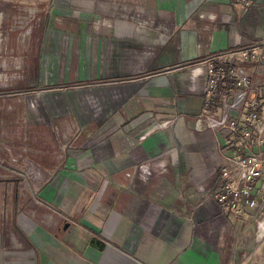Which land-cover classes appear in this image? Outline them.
<instances>
[{
	"label": "crops",
	"instance_id": "obj_1",
	"mask_svg": "<svg viewBox=\"0 0 264 264\" xmlns=\"http://www.w3.org/2000/svg\"><path fill=\"white\" fill-rule=\"evenodd\" d=\"M151 2L159 25L147 22L154 36L139 44L150 42L153 58H145L146 73L116 85L124 91L111 103L120 111L116 138L132 135L133 145H122V161L85 184L77 199L69 191V211L46 188L56 215L50 225L39 223L46 224L43 207L39 222L30 219L16 193L7 203L2 197L11 192L0 188V264H264L255 220L222 210L209 196L219 167L236 165L233 135L202 119L193 126L204 60L264 45V0H249L245 11L235 0ZM262 63L254 56L244 61L264 78ZM40 202L26 203V210L34 214Z\"/></svg>",
	"mask_w": 264,
	"mask_h": 264
},
{
	"label": "rangeland",
	"instance_id": "obj_2",
	"mask_svg": "<svg viewBox=\"0 0 264 264\" xmlns=\"http://www.w3.org/2000/svg\"><path fill=\"white\" fill-rule=\"evenodd\" d=\"M151 1L0 0V188L11 192L7 203L16 193L30 219L43 207L46 224L38 222L50 225L46 188L69 211V191L77 199L133 145L132 135L116 138L120 111L111 103L124 91L116 85L146 73L153 58L152 44H139L154 36L147 22L159 25ZM40 199L39 211L26 210Z\"/></svg>",
	"mask_w": 264,
	"mask_h": 264
},
{
	"label": "built area",
	"instance_id": "obj_3",
	"mask_svg": "<svg viewBox=\"0 0 264 264\" xmlns=\"http://www.w3.org/2000/svg\"><path fill=\"white\" fill-rule=\"evenodd\" d=\"M242 11L249 0H235ZM264 58V45L236 47L205 59L203 102L193 121L226 126L233 135L234 167L220 166L219 178L209 196L224 211L255 220L256 237L264 238V78L245 66L249 57ZM225 66V67H224ZM264 68V63H262ZM227 72L230 83L221 82ZM264 72V69L262 70ZM218 82H221L219 84ZM219 85L222 89H219ZM219 97L218 111L208 110L210 97Z\"/></svg>",
	"mask_w": 264,
	"mask_h": 264
},
{
	"label": "trees",
	"instance_id": "obj_4",
	"mask_svg": "<svg viewBox=\"0 0 264 264\" xmlns=\"http://www.w3.org/2000/svg\"><path fill=\"white\" fill-rule=\"evenodd\" d=\"M221 82H225L226 84L230 83V78L228 77L227 72H224L223 77L221 79ZM221 82H218V83L221 84ZM218 88L222 89V86L219 85ZM210 98L211 99H210V102H209L208 109L217 107L218 106V102H219V97H217V94L216 93L212 94Z\"/></svg>",
	"mask_w": 264,
	"mask_h": 264
},
{
	"label": "water",
	"instance_id": "obj_5",
	"mask_svg": "<svg viewBox=\"0 0 264 264\" xmlns=\"http://www.w3.org/2000/svg\"><path fill=\"white\" fill-rule=\"evenodd\" d=\"M63 227H64V225H63Z\"/></svg>",
	"mask_w": 264,
	"mask_h": 264
}]
</instances>
